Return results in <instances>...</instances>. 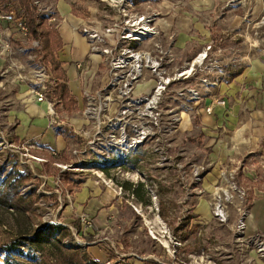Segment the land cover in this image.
I'll return each instance as SVG.
<instances>
[{"label":"rangeland","instance_id":"374dc122","mask_svg":"<svg viewBox=\"0 0 264 264\" xmlns=\"http://www.w3.org/2000/svg\"><path fill=\"white\" fill-rule=\"evenodd\" d=\"M33 1H38L35 9L40 18H47L60 2L77 17L76 38L80 44L70 41L72 61L68 58L66 67L78 104L71 109L62 102L54 106L56 115L52 118H56V124H48L45 136L54 139L53 132H60L65 142L60 150L24 141L15 135L18 119L5 125L0 117V182L9 175L6 187L12 193L10 197L27 202L29 208L0 203V264L9 253L25 264H93L85 251L98 264H255L254 260L264 264V257L249 240L264 230V222L257 223L255 235L246 232L250 210H264V194L258 191L264 186L260 166L244 169L247 159L242 150L236 167L212 163L207 159L208 139L199 136L193 117L190 124L177 125L168 132L163 129L158 132L159 139L148 138L126 152L110 144V130L106 128L87 144L91 138H85V132L87 135L94 129L83 115L87 102L81 92L86 85L91 91L102 89L108 81V66L96 55L98 61L93 63L90 79L80 80L78 71H73V62L91 57L89 39L80 32L82 25L102 31L112 29L100 46L130 45L141 50L161 46L169 55L152 54L162 56L165 78L188 68L187 63L210 46L205 72L185 80L180 77L166 88L160 103L166 109L178 102L177 90L198 87L196 84L202 83L199 77L220 76L218 70L224 68L229 77L230 70L245 65L240 59L245 54L264 59V0ZM144 23L152 33L136 41L120 39L123 31L137 30ZM188 46H195V50L183 64ZM157 79V74L145 69L133 95L151 93ZM113 113L109 117H114ZM47 117L50 122L51 115ZM125 120V132L132 136L133 126L141 122L138 114H129ZM115 121H106L102 128L113 127ZM193 164L205 165L211 171L205 189L199 187L204 174L199 183L193 180ZM180 168L186 172L183 180ZM86 184L92 187L91 200L78 202L76 192ZM137 186L138 194H134ZM184 187L190 188L188 194ZM222 189L231 197L223 202L228 214L225 222L213 212L218 195L224 197ZM32 195L34 199H30ZM244 210V228L239 230L238 219ZM81 214L88 216L89 226L81 224ZM49 225L65 227L55 243L78 250L76 254H61L54 245L38 250L31 243L30 236ZM18 240L21 242L16 244Z\"/></svg>","mask_w":264,"mask_h":264},{"label":"built area","instance_id":"2783aa9c","mask_svg":"<svg viewBox=\"0 0 264 264\" xmlns=\"http://www.w3.org/2000/svg\"><path fill=\"white\" fill-rule=\"evenodd\" d=\"M32 3L36 7L38 1H33ZM49 13L47 20L50 23L55 22L53 24L54 28H58L60 24L65 21L64 18H59L55 11ZM1 21L13 25L24 40L22 46H17L14 53L25 56L26 61L20 63L11 62L12 68L16 70L15 79L28 85V91L34 96L36 102H44L46 104L47 114L51 115L49 123L50 125L56 124V118H52V115H56L54 106L60 102L59 99L53 95V87L57 81L52 75L50 67L43 63L39 57V40L29 35L27 25L21 18L15 15V9L12 5H8L5 11L0 12V22ZM147 26L151 29L149 33H141L139 27L137 30L123 31L120 39L140 40L143 35L152 33V28H150L148 24ZM72 31L77 32V28L72 26ZM80 32L89 39L88 42L91 48L90 56L97 55V57L108 66V81L102 89L91 91L89 86L86 85L81 92L82 95L86 97L87 102L83 110V115L91 122L92 128L94 129V131L89 134L91 139L87 141V144L93 143L95 139L99 137L98 133L106 128L110 130L108 136L110 138V144L112 146H118L126 152L129 149L138 147L148 138L153 137L157 139L159 137L158 132H161L163 129L162 132L174 130L180 121L181 111L187 107L189 104L188 102H197L201 99V92L197 87L187 86L176 91L178 102L175 103V105H171L166 109H163L160 105V103H162L163 93L172 81H176L180 77L191 78L198 72H205L206 66L204 65V61L208 59V50L210 46H207V48L199 52L190 63H187V69H189L187 73H183L185 68L178 74L176 73L173 77L165 78L162 56L152 54V52H158L164 55L168 54L164 52L161 46H154L152 49L142 50L130 45L100 46V43L104 42V36L112 33L111 28H106L102 31L92 26L82 25ZM131 33H134V35H130ZM3 49L11 51V46L7 42L4 46H1L0 58L2 57ZM214 62L216 63L217 60H214ZM74 65L79 73L78 76L80 80H86L87 77L88 79L91 78V66L88 63L86 64L83 60H80L76 61ZM225 67H228V65ZM145 69H150L157 74L158 79L151 93L134 96L133 90L142 78ZM5 72L6 70L3 71L2 74ZM218 73L223 78L228 77L225 68L219 69ZM200 80L204 87L212 84V80L210 81L206 77H202ZM213 103L223 106L225 105V100L222 98H215ZM211 110V105L205 107V112L211 113ZM111 111L115 112L113 113V115L115 114L114 117H109ZM132 113L138 114L141 122L139 125L133 126L135 127L134 134L129 136L125 132V127L127 126V120L125 119ZM112 119L116 120L112 123V125L114 124L113 127L109 128L104 126L102 128V125L106 121L110 122ZM105 125L109 124L106 123ZM159 143L163 144V140H159ZM166 144L170 145L169 143ZM163 150L164 154H167L166 150ZM35 159L39 160V158ZM176 167H178V165H176ZM192 167L193 172L191 173L192 177H194L193 180L195 183H199L201 175L205 173V167L194 164ZM179 174L183 180L186 172L184 169L180 168ZM221 174L222 176L225 175L222 172ZM223 178L226 179V176ZM184 189L187 191L186 194H188L190 188L184 187ZM221 191L224 197H220V194L218 195L219 199H217L215 203L213 212L215 217L225 222L228 218V214L226 212V205L223 202H229L231 197L228 196V191H224L223 189ZM238 192L241 193L242 191L239 190ZM245 215V210L241 211L240 218L238 219L239 230H243L244 228L243 218ZM79 218L82 225H90V220L86 214H81ZM249 240L250 243L256 245V251L260 253V256L264 257V239L259 234H256L255 236H251Z\"/></svg>","mask_w":264,"mask_h":264},{"label":"crops","instance_id":"0c3cea01","mask_svg":"<svg viewBox=\"0 0 264 264\" xmlns=\"http://www.w3.org/2000/svg\"><path fill=\"white\" fill-rule=\"evenodd\" d=\"M65 5L60 2L55 8L59 18L65 20L55 29L62 41V47L56 55L66 68V84L74 106L76 102L78 104V95L74 96L76 93H73L74 90L70 84V70L68 71L66 64L68 58H70V62L72 61L70 41L75 40L78 44L80 41L76 38L77 32L72 31V26H76L77 17L72 15L70 7L66 8ZM6 42L11 46V51L3 49L0 58V90L2 91L0 95V117L2 116L5 125H9L13 118L18 119L15 135L23 138L24 141L32 142L37 147L49 146L58 150L63 149L65 142L60 132H53L54 137H56L54 139L51 136H45L49 124L46 104L36 102L34 96L28 91V85L15 79L16 70L12 68L11 62L26 61L25 56L14 53L16 47L22 46L24 40L13 25L1 21L0 51L1 46H4ZM193 47L195 46H188L185 50L183 64L192 56L191 54L195 50ZM240 59L245 65L239 68L238 73L232 77L203 75L210 81L212 80V84L207 85V87L201 83L196 84L201 92V99L197 102H188L187 107L181 111L178 128L182 124L184 126L190 124L193 117L198 123L199 136L208 139L207 159L212 163L224 162L229 168L236 167L242 150L243 156L247 159L245 163L243 162L244 169L253 170L252 167L259 165L264 171V59L249 54H245ZM80 60L88 63L92 71L94 69L93 63L97 62L98 58L85 56ZM73 69L74 72L77 71L74 65ZM5 70L6 72L2 74ZM201 73L203 72L196 73L194 77ZM215 98L225 100V105L213 103ZM208 105L212 106L211 113L205 112V107ZM42 129L43 133H41ZM89 134L90 132H87V135L85 132V138H89ZM203 166L205 173L199 187L205 189L204 182L211 176V171L207 166ZM91 190L92 187L88 184L81 186L76 192L78 194L77 201L85 202L92 194ZM258 191L264 194V186ZM89 200L91 198L88 199V202H90ZM247 219H249V230L246 232L249 236L255 235L258 228L257 223L264 222V210L260 209L259 211L258 209L257 213L250 210ZM263 231L258 234L264 236ZM254 263L260 264L256 260Z\"/></svg>","mask_w":264,"mask_h":264},{"label":"trees","instance_id":"16d2710c","mask_svg":"<svg viewBox=\"0 0 264 264\" xmlns=\"http://www.w3.org/2000/svg\"><path fill=\"white\" fill-rule=\"evenodd\" d=\"M15 2V4L13 3ZM8 5H12L15 9V15L18 18H21L27 25L29 35L40 42L39 57L43 63L50 67L51 73L56 79L57 83L55 84L53 95L60 100L67 108L73 106V101L71 100V95L69 88L66 84V68L63 66V63L58 59L56 53L62 47V41L58 32L54 29L51 23H47L46 17H41L37 15L35 5L32 3V0H0V12H3L7 9ZM238 73V70H231L229 72V77L234 76ZM20 169V168H18ZM19 171V170H18ZM21 172V171H20ZM10 176H5V179L0 182V203L7 205H12L17 209L26 208L27 202L23 200L17 202L14 197H10L12 193L9 188L7 180ZM11 179V178H10ZM134 194H138V186L132 190ZM35 196H30V199H34ZM10 199H13L10 201ZM65 229L61 225H49L44 231H35V233L30 236V241L34 244L37 249L41 250L45 245H54L55 248L61 254H66L67 256L74 255L78 250L72 248H65L57 245L55 242H59L62 238L61 232ZM58 231V234L55 236V232ZM56 237V238H55ZM56 239V241H55ZM59 239V240H57ZM18 240L16 244L20 243ZM83 254L89 256V261L93 264H98L88 252L85 251ZM2 264H25L22 260L17 258L12 254H7L4 257Z\"/></svg>","mask_w":264,"mask_h":264},{"label":"bare ground","instance_id":"6f19581e","mask_svg":"<svg viewBox=\"0 0 264 264\" xmlns=\"http://www.w3.org/2000/svg\"><path fill=\"white\" fill-rule=\"evenodd\" d=\"M150 30L151 29H149L148 28V26H147V24L146 23H144L143 25H142V27H140V29H139V31L141 32V33H149L150 32ZM130 35H134V33H131ZM189 71V69H185V71H183V73H187Z\"/></svg>","mask_w":264,"mask_h":264}]
</instances>
